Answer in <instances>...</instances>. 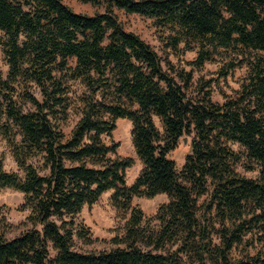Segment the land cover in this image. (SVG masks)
I'll return each instance as SVG.
<instances>
[{"label": "trees", "instance_id": "1", "mask_svg": "<svg viewBox=\"0 0 264 264\" xmlns=\"http://www.w3.org/2000/svg\"><path fill=\"white\" fill-rule=\"evenodd\" d=\"M79 1L102 11L0 0V139L17 166L5 170L0 159V191L20 192L28 211L18 234L0 233V264H264L262 251L230 256L249 233L264 243V0ZM115 9L168 31L172 50H195L192 69L234 56L221 74L244 65L239 89L222 102L209 83L192 94V69L125 30ZM77 81L85 91L66 134ZM120 118L142 165L130 184L133 158L104 140ZM183 135L189 151L177 168L169 154ZM108 191L128 214L122 245L82 251L76 241L91 240L78 214ZM158 194L168 199L148 218L132 203Z\"/></svg>", "mask_w": 264, "mask_h": 264}, {"label": "rangeland", "instance_id": "2", "mask_svg": "<svg viewBox=\"0 0 264 264\" xmlns=\"http://www.w3.org/2000/svg\"><path fill=\"white\" fill-rule=\"evenodd\" d=\"M68 5L73 11L92 15L95 12H101V7L92 6L89 3H83L79 0H61ZM119 22L125 30L136 33L141 39L150 44L153 49L162 58H167L175 67L191 70L192 66L189 64L196 56L195 50H182V44L178 45V50H172L167 45L168 31L158 28L153 25L149 18L140 16L138 14H128L123 10L115 9ZM2 33L0 32V40ZM234 56H228L225 52L222 55L217 54L211 61L205 62L201 69H192L193 82L189 91L192 94L199 92L201 86L208 84L206 89H209L211 99L213 101L222 102L225 96L234 95L239 89L243 77L246 75L247 69L244 65L236 66L230 69L227 75H222L225 64ZM164 64V62H163ZM0 71L5 74L7 65L5 64L3 54L0 47ZM75 92L73 98L74 107L69 114L66 123L63 126V131L68 134L79 118L76 111L80 106V101L76 96L85 91L84 86L77 82H73L71 86ZM39 97V94L37 93ZM156 125L161 129L160 122L154 118ZM115 129L111 135L105 137L106 143L115 141L119 143L117 154L121 157H132L133 165L125 169L124 175L128 184L132 183L142 165L136 157L131 139H130V122L127 119H117L115 121ZM190 136L183 135L177 144V147L172 150L169 156L174 160L177 168L183 163L185 154L189 151ZM0 159L3 167L8 171H16L17 166L14 163L8 147L4 140L0 139ZM241 171V170H240ZM248 177H254L256 172H243ZM110 191L103 193L98 201L91 206H84L78 214V219L82 221L89 229L90 242L76 241V247L82 251H97L102 249H109L117 245V240L122 238L124 234V225L128 217L127 213L116 210L109 199ZM165 194H158L152 198L134 197L132 203L141 208L144 215L148 218L152 216L157 207L167 201ZM23 195L12 189H3L0 191V233L6 238H10L18 234L24 229L25 218L28 211L21 210ZM202 199L199 201V214L204 216L206 210L201 205ZM257 251L264 252V243L258 241V235L249 233L244 236L242 243L237 244L230 252L232 258L252 255Z\"/></svg>", "mask_w": 264, "mask_h": 264}]
</instances>
